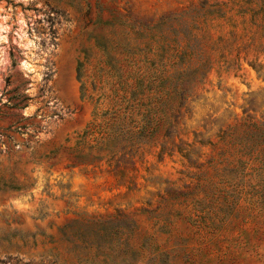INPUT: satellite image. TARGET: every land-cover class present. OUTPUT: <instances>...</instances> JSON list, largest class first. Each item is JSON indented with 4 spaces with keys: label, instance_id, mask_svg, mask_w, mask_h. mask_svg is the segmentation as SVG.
I'll return each instance as SVG.
<instances>
[{
    "label": "rangeland",
    "instance_id": "obj_1",
    "mask_svg": "<svg viewBox=\"0 0 264 264\" xmlns=\"http://www.w3.org/2000/svg\"><path fill=\"white\" fill-rule=\"evenodd\" d=\"M245 1L0 0V264H264Z\"/></svg>",
    "mask_w": 264,
    "mask_h": 264
},
{
    "label": "trees",
    "instance_id": "obj_2",
    "mask_svg": "<svg viewBox=\"0 0 264 264\" xmlns=\"http://www.w3.org/2000/svg\"><path fill=\"white\" fill-rule=\"evenodd\" d=\"M245 4L248 6V10L251 11L255 17L261 16V23L258 27L264 34V0H247ZM258 52H264V45H260L257 49Z\"/></svg>",
    "mask_w": 264,
    "mask_h": 264
}]
</instances>
